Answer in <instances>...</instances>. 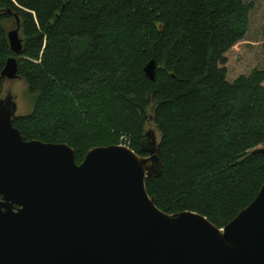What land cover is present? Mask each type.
<instances>
[{"label": "trees", "instance_id": "1", "mask_svg": "<svg viewBox=\"0 0 264 264\" xmlns=\"http://www.w3.org/2000/svg\"><path fill=\"white\" fill-rule=\"evenodd\" d=\"M10 58L34 96L14 120L27 141L67 144L79 165L123 141L147 157L155 125L162 212L224 229L264 186V0H0V100Z\"/></svg>", "mask_w": 264, "mask_h": 264}, {"label": "water", "instance_id": "2", "mask_svg": "<svg viewBox=\"0 0 264 264\" xmlns=\"http://www.w3.org/2000/svg\"><path fill=\"white\" fill-rule=\"evenodd\" d=\"M16 24L8 39L20 56ZM156 70L155 61L145 68L151 81ZM2 78H19L16 58ZM17 111L12 96L0 100V264H264V186L224 229L199 214L169 215L146 187L163 168L154 133L147 157L101 147L79 165L67 144L27 141Z\"/></svg>", "mask_w": 264, "mask_h": 264}, {"label": "rangeland", "instance_id": "3", "mask_svg": "<svg viewBox=\"0 0 264 264\" xmlns=\"http://www.w3.org/2000/svg\"><path fill=\"white\" fill-rule=\"evenodd\" d=\"M7 96H12L15 99V102L18 106V111L16 115L17 117H25L32 113L34 109V96L30 93L27 84L23 80L16 79L13 81H6L3 98H6ZM149 132L155 134L156 142L158 144L161 140V136L157 131L155 125L152 123H149L146 128V133ZM123 142L124 143L119 146L128 147L125 144L126 141Z\"/></svg>", "mask_w": 264, "mask_h": 264}]
</instances>
